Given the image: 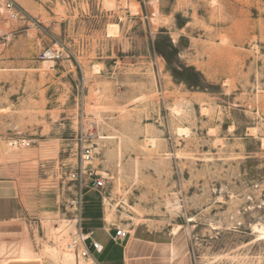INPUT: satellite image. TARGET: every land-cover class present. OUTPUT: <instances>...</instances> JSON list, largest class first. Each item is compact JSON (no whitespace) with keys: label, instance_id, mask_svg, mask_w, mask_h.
I'll return each mask as SVG.
<instances>
[{"label":"rangeland","instance_id":"374dc122","mask_svg":"<svg viewBox=\"0 0 264 264\" xmlns=\"http://www.w3.org/2000/svg\"><path fill=\"white\" fill-rule=\"evenodd\" d=\"M5 1L0 264H75L79 222L264 264V0Z\"/></svg>","mask_w":264,"mask_h":264},{"label":"crops","instance_id":"0c3cea01","mask_svg":"<svg viewBox=\"0 0 264 264\" xmlns=\"http://www.w3.org/2000/svg\"><path fill=\"white\" fill-rule=\"evenodd\" d=\"M3 214L0 218L5 216ZM98 229L100 238L93 237L103 249L94 253L97 264H194L188 252L174 244L171 237L151 232L149 235L141 234V231L134 230V234H127L124 239H112L114 230L107 233L100 227Z\"/></svg>","mask_w":264,"mask_h":264},{"label":"built area","instance_id":"2783aa9c","mask_svg":"<svg viewBox=\"0 0 264 264\" xmlns=\"http://www.w3.org/2000/svg\"><path fill=\"white\" fill-rule=\"evenodd\" d=\"M3 9L5 15L11 19H17L25 15L20 6L12 0H6ZM42 56L47 59L58 58L60 51L57 48H50L48 51L43 52ZM12 145L28 147L29 141L15 140ZM69 179L79 184L80 191L90 186L94 190H99L105 185V179L97 175L89 164H81L77 170L69 173ZM127 234L128 232L123 228L115 227L112 239H124ZM65 249L73 254L75 264H97L94 253H100L103 248L100 242L93 237V231L83 230L79 222L75 233L65 243Z\"/></svg>","mask_w":264,"mask_h":264},{"label":"bare ground","instance_id":"6f19581e","mask_svg":"<svg viewBox=\"0 0 264 264\" xmlns=\"http://www.w3.org/2000/svg\"><path fill=\"white\" fill-rule=\"evenodd\" d=\"M106 2H109V1H106ZM110 3V5H111V2H109ZM109 5V6H110ZM3 8H4V6H3ZM109 33H112V32H115L116 30H117V25L116 24H114V25H110L109 26ZM114 34V33H113ZM49 63H52V61H49ZM50 66H51V64H50ZM173 248V247H172ZM173 250H174V248H173ZM175 252V251H174Z\"/></svg>","mask_w":264,"mask_h":264}]
</instances>
